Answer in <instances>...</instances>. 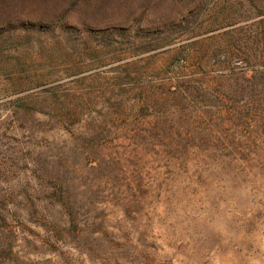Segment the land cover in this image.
<instances>
[{
	"label": "rangeland",
	"instance_id": "rangeland-1",
	"mask_svg": "<svg viewBox=\"0 0 264 264\" xmlns=\"http://www.w3.org/2000/svg\"><path fill=\"white\" fill-rule=\"evenodd\" d=\"M0 264H264V0H0Z\"/></svg>",
	"mask_w": 264,
	"mask_h": 264
}]
</instances>
